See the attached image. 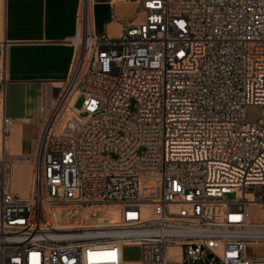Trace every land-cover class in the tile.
<instances>
[{"label": "built area", "instance_id": "obj_1", "mask_svg": "<svg viewBox=\"0 0 264 264\" xmlns=\"http://www.w3.org/2000/svg\"><path fill=\"white\" fill-rule=\"evenodd\" d=\"M137 13L96 36L82 9L70 72L43 92L25 196L2 119L0 264H124L123 245L138 264H264V110L247 117L264 107V0ZM101 206L118 216L90 220Z\"/></svg>", "mask_w": 264, "mask_h": 264}, {"label": "crops", "instance_id": "obj_2", "mask_svg": "<svg viewBox=\"0 0 264 264\" xmlns=\"http://www.w3.org/2000/svg\"><path fill=\"white\" fill-rule=\"evenodd\" d=\"M83 8L96 36H118L124 22L141 17L138 0H0V42L4 45L0 57V128L3 118L12 119L5 151L14 159L13 190L21 196L29 189L28 157L38 125L48 111V101L71 69L77 50L72 39L79 31ZM45 90L50 94L47 103L43 100ZM18 175L22 185H16ZM174 250L170 247L168 252ZM138 261L123 260L124 264Z\"/></svg>", "mask_w": 264, "mask_h": 264}, {"label": "rangeland", "instance_id": "obj_3", "mask_svg": "<svg viewBox=\"0 0 264 264\" xmlns=\"http://www.w3.org/2000/svg\"><path fill=\"white\" fill-rule=\"evenodd\" d=\"M0 40H1V36H0ZM82 104V98L78 97L75 101V107L76 108H80ZM264 110V107L262 106H251L248 108L247 110V117L250 120H256L258 119L261 115H262V111ZM21 175V174H20ZM18 175L17 176V180H16V185H22V178L21 176ZM15 180V177L13 176V181ZM17 194L20 195L19 192L14 191ZM234 195L233 194H227L228 198H232ZM100 212V211H99ZM73 217H75V215L73 214ZM72 215L66 216L65 218H67L68 220H72L69 221V224H72L75 219H73ZM90 220H92L93 218H89ZM141 256V248L139 245H125L122 249V260L127 261V260H139Z\"/></svg>", "mask_w": 264, "mask_h": 264}, {"label": "bare ground", "instance_id": "obj_4", "mask_svg": "<svg viewBox=\"0 0 264 264\" xmlns=\"http://www.w3.org/2000/svg\"><path fill=\"white\" fill-rule=\"evenodd\" d=\"M98 210L100 211L99 213H97L94 217L91 216L93 218L92 221H95V220L102 221L105 218H109V217L115 218L118 216V212L114 207H109V206L108 207H106V206L102 207L101 206L98 208ZM61 211H62V215L64 217H66L69 215L76 214L77 210L74 207H64L63 209H61ZM91 217H89V218H91ZM75 218H76V216L73 217V219H75ZM75 224H76V220L72 224L66 223L67 226H72Z\"/></svg>", "mask_w": 264, "mask_h": 264}]
</instances>
